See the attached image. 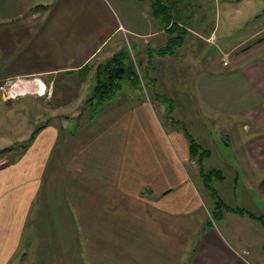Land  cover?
<instances>
[{
    "label": "crops",
    "instance_id": "crops-1",
    "mask_svg": "<svg viewBox=\"0 0 264 264\" xmlns=\"http://www.w3.org/2000/svg\"><path fill=\"white\" fill-rule=\"evenodd\" d=\"M97 1L0 0V20H23L8 26V50L40 45L61 60L53 69L17 71L18 61L8 73L0 64V82L34 76L40 93L56 84L47 77L52 71L59 78L58 89L60 84L77 85L73 93L66 91L73 109L67 110L70 102L55 104L53 112L42 113L41 123L31 119V108H0V141L5 143L0 149L11 147L0 155V264H264V218L225 209L212 216L217 199L264 216V207L256 205V200L264 205V19L234 44L228 41L230 34L219 40V0L211 15L202 0H164L177 14L171 22L184 33L180 44L161 53L174 32L150 14L148 0H119L121 20L103 8L108 25L104 13L106 21L99 17ZM41 16L71 22L51 23L49 29V24L32 22ZM118 32L121 36L115 38ZM126 35L134 51L142 53L153 90L130 87L126 78L109 102L91 108L86 100L96 83V66L119 51L117 38L123 43ZM211 47L233 53L227 66L215 53L210 55ZM27 57L21 58L22 65ZM215 60L219 76L209 70ZM187 69L189 86L179 94L172 85L179 82L176 73ZM20 95L1 100L10 104L47 98ZM164 97L173 102L169 133L151 103L153 98L167 112ZM177 109L181 112L174 117ZM176 120L209 150L203 170L205 159L214 154L240 166L231 202L213 186L216 195L207 188ZM211 169L222 175L212 179L226 181L223 169Z\"/></svg>",
    "mask_w": 264,
    "mask_h": 264
},
{
    "label": "rangeland",
    "instance_id": "rangeland-1",
    "mask_svg": "<svg viewBox=\"0 0 264 264\" xmlns=\"http://www.w3.org/2000/svg\"><path fill=\"white\" fill-rule=\"evenodd\" d=\"M147 1V0H146ZM178 1V0H177ZM186 1V0H184ZM200 1V0H199ZM204 1L205 4V11L208 14H214V1L215 0H202ZM193 0L191 1L192 4ZM148 3V1H147ZM97 5H98V13L100 14L99 17L101 18V15H106L107 12L106 11H112V13L114 15H117L119 17V19L121 20V13H120V2L119 0H98L97 1ZM218 5V30H217V34L219 36V40L221 35H228V41L230 43H237L240 40L244 39L246 37V35L248 36L250 31L252 30V27L254 26V24L256 22H260L262 19H264V0H219V3L217 2ZM193 7V6H192ZM105 8L106 11L103 9ZM177 9L180 10V7L177 6ZM31 11H34L35 9H30ZM61 11V7L60 10ZM45 14V11H41ZM104 13V14H101ZM61 15V13H58ZM239 15V17H236V19H234V21L231 20L232 17H234V15ZM209 15V16H210ZM208 16V17H209ZM63 20V19H61ZM61 20L54 18L50 21H47L46 18H44L43 16L41 17H37L34 18V20L32 21L33 23H40L41 25L44 24H49V29L50 26H52V24H57V25H61ZM106 20H107V25H108V16L106 15ZM103 18H101V21H106ZM229 20H231L232 22L229 24ZM59 21V22H58ZM16 22H23L22 19L17 18L16 20H0V44L3 49L2 53H0V64L1 65H5V70L3 72H9L10 70L13 71L14 68L13 65H16L19 61L20 65H16L15 69L17 71L25 69L24 67H29V68H35V69H40V70H49V69H53L61 60L60 59H53L52 56L54 55L55 57L57 56L56 53H48L47 49L45 47H41L40 45H36L35 47H31V45H26L25 49H19L20 47L18 45H16L15 47V51L13 50V46H12V51L8 50L10 49L11 45L9 46L7 43L9 41V39H11V33L8 34L7 32V28L9 25H12ZM47 22V23H46ZM71 22L70 20H63L62 24H65L66 26H68V23ZM85 22V21H84ZM52 23V24H51ZM5 28H2V27ZM7 26V27H6ZM126 33V31H125ZM121 36V32H118L115 35V38ZM34 37V36H33ZM36 38V37H34ZM123 43L121 42V39L117 38V49H119V51L117 52H124V55H126V60L128 61L127 63L132 62L133 65L135 66V68L138 70L139 72V76L141 77V86H133L128 84L130 87H137L139 88L141 91H145L147 93H150V91H152L153 89H151L153 87V84L151 83V79L150 76L145 75L144 73V63L145 60L143 57H141L140 55H142L141 52H136L134 51L133 47V41H127V35L124 36V38H122ZM249 41H247L248 43ZM112 43V42H111ZM110 44V43H109ZM107 44V45H109ZM123 45V46H122ZM129 46H131V48L133 50L128 49ZM244 45V44H243ZM123 47V48H122ZM212 49L210 50V55H212L213 53H215L217 55V58L221 60V63H223L224 59H226L227 64L231 59V54H233L232 52H221L218 53L216 51V49H214L213 47H211ZM239 47H237L238 49ZM124 50V51H123ZM187 55V53H185ZM10 55V57H9ZM26 55L28 56L25 63L22 65V61L21 58ZM43 57V58H41ZM46 57V58H45ZM11 62H9L8 60L11 59ZM206 58V57H205ZM204 58V60H206ZM59 61V62H58ZM141 61H143V63H141ZM94 62V61H93ZM9 63L10 66L9 67ZM96 62H94V66H96ZM224 64V63H223ZM227 64H224L225 66H227ZM217 65H219L218 62H216V60L214 62L211 63V66L209 67V70H211L212 72H216V74L219 76L218 71H217ZM33 66V67H32ZM198 66V65H197ZM194 69H196V66H193ZM229 69V68H228ZM228 69L224 70L227 71ZM137 72V73H138ZM186 73H190V70L187 69L184 73L179 74V72H177L176 74L179 76L178 78V84L176 86L172 85V87L178 89V91L176 89H173L175 92L179 93L181 92V90H183L184 92L187 91L188 89V84H186L184 75ZM47 77L53 78V80L56 81V84H48L46 86V88H43L41 91H45V95L47 96V100L41 98L42 100H34V101H30V99H25V98H21L17 101H14L10 104H6L4 102H2L1 99H4L6 101H8L9 99H12L10 97H7L6 93H2L3 91L0 88V108H4V107H15L18 110H27L29 108L32 109L33 114L31 116V119L34 120L35 118H40L41 120H39L37 123H41L42 121H44L45 115L42 116V113H49V112H53V109H55V104H63V102L68 103L69 105L67 106V110H72L74 107V102L70 100L71 94L66 92V91H71L73 93V91L75 90V84H71V83H67V84H63L61 86L60 84V88L58 89V80L59 78H57V74L53 73L51 71V73L48 74ZM37 77L34 76H24V75H17L14 77H9V78H5V79H1L0 82V86H3L6 82H11L12 84L15 82V85L13 87L16 88V91H20V92H24V93H33L35 95L37 94H41L38 93L39 91H37V85L35 83ZM150 79V80H147ZM46 82H48V79H45ZM124 82L122 81V84ZM124 85V84H123ZM121 85V88L122 86ZM126 85V84H125ZM124 85V86H125ZM123 86V88H124ZM163 86V85H161ZM165 86V85H164ZM121 88L118 90L120 91ZM137 90V89H135ZM163 90V89H161ZM62 91V92H61ZM138 91V90H137ZM6 92V91H4ZM37 93V94H36ZM50 93V94H49ZM4 94V95H3ZM176 94V93H175ZM43 95V94H42ZM45 95H43L45 97ZM67 95H70V97L68 98ZM5 98H4V97ZM21 95H18L17 97H20ZM38 96V95H37ZM39 97V96H38ZM69 100V101H68ZM183 100H185L183 98ZM79 101V100H78ZM107 102H101L100 104H98L97 106H101V105H105ZM166 103L168 101H165ZM186 103V100L184 101ZM76 103V101H75ZM78 103V102H77ZM151 103L154 106V110L157 116H159V119L162 122V127L165 130L166 133H169V127L171 124V122H173V117L171 118L167 112H166V108L164 109L163 106L161 105L160 102L155 101L153 98H151ZM76 105V104H75ZM168 106V105H167ZM173 106V105H172ZM70 107V108H69ZM181 112V110L177 109V113H175V115L173 114L174 117L177 116V114ZM35 114V115H34ZM88 114V113H87ZM40 116V117H37ZM181 116V115H179ZM181 123H183L182 120H179ZM176 123V122H175ZM183 130V127L178 125V129ZM4 141H0V148L4 147ZM214 151H219V149L215 148L213 149ZM242 150V154H245V149H241ZM240 151V149H239ZM262 151V155L264 157V147L261 148ZM260 156V155H259ZM227 158L226 157H222L220 156V154L216 155L214 154V156H212L209 159H205L204 161V169L205 170H209L211 168H221L223 169L227 179L226 181L219 183L218 181H216L215 179H212L211 182V186H213L214 188L218 189L219 194L225 199L227 200V202H231L232 201V182H233V178H234V174L235 171H240L242 173V169L240 168V166H235L233 163H227ZM260 165V164H259ZM194 166H197L196 163H194ZM239 173L240 175V180L238 182L239 187L242 188L241 184H242V175ZM245 174V172L243 173ZM214 178H217V176H215ZM201 189L204 191V188L201 187ZM242 198V194L240 195ZM239 203V202H237ZM256 205L258 208H263L264 205L260 200H256ZM213 211L215 209H212ZM264 212V211H262ZM216 212H213L212 215H215ZM89 261L88 260H83V264H88ZM187 263V262H186Z\"/></svg>",
    "mask_w": 264,
    "mask_h": 264
},
{
    "label": "trees",
    "instance_id": "trees-1",
    "mask_svg": "<svg viewBox=\"0 0 264 264\" xmlns=\"http://www.w3.org/2000/svg\"><path fill=\"white\" fill-rule=\"evenodd\" d=\"M148 3L150 14L161 20L164 26L170 25L169 30H171V32H174V35L172 39L169 40V42L167 43V46L159 50L161 53L169 52L174 45L180 44L182 42V34L184 33L183 30H181L178 26L174 25V22H171L172 20L177 21L178 19L175 9L171 3L166 2L164 0H148ZM126 58L127 57L126 55H124V52H117L109 59L102 63H99L96 66V83L94 85L92 95L86 100L89 107L96 109L98 104L111 99L114 93H116L121 88L122 81L126 78L130 79L134 86L138 85L141 87V80L138 70L135 68L132 62L127 63ZM164 100L168 101L167 114L172 118L173 102L168 97H164ZM176 122L183 127L184 132L189 138V151L191 153V156L196 157V160L200 164V175L205 185L208 189L211 190L214 195H216L215 190L212 189V186L210 185V180L215 176H217L218 178H222L220 170L211 169L205 171L202 169L201 162L203 160V157L208 156L209 150L202 148L196 142V140L186 130L183 123H181L179 120H176ZM40 127L41 125L32 132L30 138L23 144L24 146L29 144V142L34 138L35 134L38 132ZM8 149H11V147H5L3 149H0V155ZM221 209L234 211L241 214L246 213L247 215H249V217L259 219L260 221H262L264 218V216H256L252 212L247 211L244 208L230 206L220 199H217V207L213 211L216 212V216H212L214 218L218 217Z\"/></svg>",
    "mask_w": 264,
    "mask_h": 264
},
{
    "label": "built area",
    "instance_id": "built-area-1",
    "mask_svg": "<svg viewBox=\"0 0 264 264\" xmlns=\"http://www.w3.org/2000/svg\"><path fill=\"white\" fill-rule=\"evenodd\" d=\"M223 63L227 64L226 59H224ZM11 82H6L3 86H0L1 90L3 91L2 93H6L7 97H10V98H14V97L20 95L21 93H24V92L16 91V88L13 87L15 85V82L13 84ZM4 91H6V92H4ZM40 93L43 94L44 91L40 92Z\"/></svg>",
    "mask_w": 264,
    "mask_h": 264
}]
</instances>
